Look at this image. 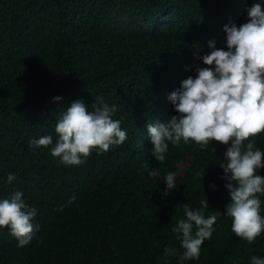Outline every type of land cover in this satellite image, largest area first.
<instances>
[{
    "label": "trees",
    "instance_id": "obj_1",
    "mask_svg": "<svg viewBox=\"0 0 264 264\" xmlns=\"http://www.w3.org/2000/svg\"><path fill=\"white\" fill-rule=\"evenodd\" d=\"M249 3L264 6V0ZM241 4L0 0V200L21 191L37 212L25 247L0 228V264H178L165 250L183 251L172 231L185 218L183 205L195 210L208 199L207 216L231 202L219 167L231 145L170 143L159 163L144 159L147 147L135 148L145 139L136 138L149 123L179 115L169 95L196 77L197 65L207 67L198 57L210 53L209 41L227 50L223 29L240 16ZM97 97L116 107L112 118L127 139L108 152L93 150L79 166L65 165L51 155L59 113L81 99L92 110ZM44 135L53 145L30 147ZM251 139L264 152V132ZM168 172L176 174L173 190L164 180ZM257 195L264 216V195ZM231 228L232 219L221 215L199 259L184 264H251L253 256L264 257V232L249 244Z\"/></svg>",
    "mask_w": 264,
    "mask_h": 264
},
{
    "label": "clouds",
    "instance_id": "obj_2",
    "mask_svg": "<svg viewBox=\"0 0 264 264\" xmlns=\"http://www.w3.org/2000/svg\"><path fill=\"white\" fill-rule=\"evenodd\" d=\"M240 1L242 4L236 11L240 16L223 29L227 50L209 41L210 53L198 57L207 67L197 65L196 77L189 76L169 95L179 115L170 117V109V119L149 123L148 131L142 129L136 138L145 139L135 148L143 152L144 146L147 147L144 159L153 162L154 158L159 163L165 162L170 143L178 147L182 141L185 144L194 141L202 148L210 141L231 145L219 165L231 202L226 204L225 212L216 211L207 216L204 210L210 206L208 199H202L195 210L188 204L183 205L185 218L172 229L183 251L165 250L167 255L177 258L178 264L199 259L202 245L212 238L214 225L225 213L232 219V232L249 244L264 232L261 199L257 195H264V176L257 174L258 169H264V152L256 148L251 139L264 132V6L261 3L250 6L249 0ZM54 100L59 102L62 97ZM64 109L55 126L58 139L51 148V155L60 158L65 165L79 166L93 150L108 152L111 146L122 145L127 139L121 122L112 118L116 107L109 106L102 97L96 98L92 110L82 99ZM144 131L149 133L152 150ZM245 141H248L246 145ZM29 144L30 147H48L53 145V137L44 135ZM212 151L216 150L212 148ZM136 154L142 158V153L136 151ZM180 167L184 169L185 165L182 163ZM154 173L155 170L150 174ZM201 175L197 173L198 177ZM14 179V175L9 174L8 182ZM164 180L169 190L176 188L175 173L168 172ZM75 201L73 196L67 204ZM64 207L61 205L57 211L62 212ZM36 215V209L27 205L21 191L0 200V228L10 229L19 247L32 241V221ZM251 264H264V257L253 256Z\"/></svg>",
    "mask_w": 264,
    "mask_h": 264
},
{
    "label": "rangeland",
    "instance_id": "obj_3",
    "mask_svg": "<svg viewBox=\"0 0 264 264\" xmlns=\"http://www.w3.org/2000/svg\"><path fill=\"white\" fill-rule=\"evenodd\" d=\"M184 169H182L181 171H183Z\"/></svg>",
    "mask_w": 264,
    "mask_h": 264
}]
</instances>
